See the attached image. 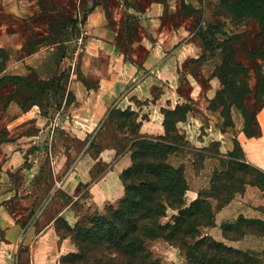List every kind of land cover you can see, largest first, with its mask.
Returning a JSON list of instances; mask_svg holds the SVG:
<instances>
[{
  "label": "crops",
  "instance_id": "crops-1",
  "mask_svg": "<svg viewBox=\"0 0 264 264\" xmlns=\"http://www.w3.org/2000/svg\"><path fill=\"white\" fill-rule=\"evenodd\" d=\"M72 4L79 9L75 15L79 32L65 43L64 64L68 61L75 70L63 74L69 82L61 90L60 107L55 113L52 106L33 104L23 111L11 102L5 109L12 112L4 119L11 129L10 139L15 144L24 139L27 150L34 140L39 148L25 151L26 165L19 161V150L13 149L8 156L0 152V159H10L11 169L8 181L0 171V219L9 220L2 231L7 243L0 241V264H61V258L76 253L77 247L70 236L58 231L57 220L63 219L74 228L87 216L103 213L106 206H116L123 199L121 176L132 166V154L110 121L113 109L134 112L140 136L164 137L163 109L189 108L185 120L176 124L185 144L167 160L171 166L184 169L186 206L210 189L213 176L223 169L221 159L234 150L235 140L247 163L264 172V109L257 115L259 134L254 137L245 135L244 122L236 116L234 128L226 132L220 129L223 119L211 102L222 83L213 73L203 82L202 73L187 72V63L201 58L204 50L189 38L184 27L174 35L166 28V32H157L163 24L160 16L167 13L161 4L145 8H137V3L127 5L125 0H73ZM168 12L171 15V7ZM82 13H86L84 22ZM133 14L140 15L143 21L139 24L147 33L123 37L124 30L137 27L132 23ZM23 42L20 27L0 26V48L9 56L3 76L28 74L33 58L42 52L23 56L22 51L29 47ZM16 108L20 112L13 114ZM51 126L57 134H53L47 151L40 142L50 136ZM24 131L27 134L20 136ZM202 151L205 156L198 164L196 155ZM81 187L85 188L81 191ZM212 204L216 208L217 202ZM23 206L24 213H18ZM32 209L36 216L26 224L19 222ZM177 214L169 210L166 219ZM240 217L264 222L263 189L247 185L242 194L216 210V226L201 232L243 252H264L263 235L245 234L237 240L225 237L222 227ZM149 247L161 264H187L181 250L162 239L150 242Z\"/></svg>",
  "mask_w": 264,
  "mask_h": 264
},
{
  "label": "trees",
  "instance_id": "trees-1",
  "mask_svg": "<svg viewBox=\"0 0 264 264\" xmlns=\"http://www.w3.org/2000/svg\"><path fill=\"white\" fill-rule=\"evenodd\" d=\"M222 4L228 9L224 11L225 14L234 22L251 19L260 22V35L264 37V0H222ZM85 19L86 16L82 22ZM203 47L208 49L205 44ZM230 48L229 45L216 48L222 52V62L213 74L220 79L222 88L211 106L220 111L223 119L220 129L223 132L235 127L233 108L240 111L244 119L243 131L251 138L259 134L257 115L264 106V93L261 90L264 73H254L255 87L252 89L253 75L248 69L245 72L244 63L237 59L242 49L229 54ZM247 55L248 60L254 62L251 51ZM8 58L7 53V62ZM5 69L6 66L1 73ZM188 110L187 106H177L174 110L163 109L164 137L140 136V123H137L134 112L119 109L110 112L111 123L115 128L118 127L116 130L121 134L122 142L132 154V166L121 176L125 196L116 206H106L103 213L87 216L74 228L61 219L69 234L64 236H70L77 247L76 253L61 258V264H161L149 247L150 242L158 239L178 247L187 264H255L252 253L203 236L201 230L214 228L216 210L242 194L247 185L264 190V172L247 163L241 145L235 140L234 150L221 159L223 169L213 176L210 189L200 192L199 197L186 206L188 184L184 169L171 166L167 160L185 144L184 138L177 133L176 124L185 120ZM113 114L130 120V125L117 124V119H111ZM128 127L132 128L131 139L124 132ZM213 149L217 150L216 145H213ZM239 183H242L241 187L237 186ZM212 201L217 202L216 208ZM169 210L177 211L178 214L163 224L162 220L168 216ZM237 221L263 224V221L243 217ZM229 225L232 224L222 227L227 239L243 237L241 234L230 236ZM58 231L61 232L59 228Z\"/></svg>",
  "mask_w": 264,
  "mask_h": 264
},
{
  "label": "rangeland",
  "instance_id": "rangeland-1",
  "mask_svg": "<svg viewBox=\"0 0 264 264\" xmlns=\"http://www.w3.org/2000/svg\"><path fill=\"white\" fill-rule=\"evenodd\" d=\"M72 2L73 0H3V8L0 7V26L11 25L22 29L23 43L26 42L29 46L25 51H22V55H30L42 50L39 55L33 58V62L27 68L28 74L13 76L8 79L5 78L7 76H3L1 73L7 66V52L0 48V152L8 156L13 149L19 150L22 154L19 159L22 165H26L24 157L26 156L27 142L23 139L22 142L15 144V141L10 139L11 129L8 124H5L4 119L8 118L12 112L8 113L5 109L11 102H15L18 108L23 111L33 104L44 105V108L52 106L55 113L60 107L59 96L61 90L69 82V78L65 80L63 74H72L75 70V67L70 65L68 61L64 64L68 47L65 43L73 40L76 33L79 32L76 26L78 20L75 19L79 9L78 6L74 7ZM125 2L127 5L132 6H136L137 3V8H145L147 5L155 3L161 4L167 13L160 16L163 24H161L160 30L157 29V32H166L168 30L174 35L181 27L188 30L190 33L189 38L202 47L204 54L201 58L194 59L189 63L187 72L202 73L201 81L204 82L206 77L213 73L215 68L222 62V52L216 49L217 46L228 47L229 45L231 47L229 54L236 49H242L237 59L244 63L245 72L248 69L250 73H253V84L255 82L254 73H264V37L260 35L262 25L252 19L244 22L232 21L224 12H227L228 9L222 4V0H136V3L132 0H125ZM169 7L172 9L171 15L168 12ZM174 7H176L175 10ZM85 16L86 13H82V18ZM139 17L140 15L133 14L134 20L132 23L137 27L124 30L123 37L127 38V36L147 33L146 29L139 24V22L143 21ZM165 28L166 30H164ZM151 35L154 36V34ZM44 42L47 43L43 46ZM58 43L60 44L57 45ZM204 44L208 49L205 50ZM248 51H251V57L254 62L248 60ZM243 79V76H241V81ZM261 90L264 93V80L261 82ZM48 95H50V98ZM18 108L13 110V114L20 112ZM263 109L264 106H262L260 112ZM233 111L234 114L232 116H236V120L242 119L244 122L241 112L236 108H233ZM44 112L48 114V112ZM111 119H117V124H129L131 122L119 114H113ZM54 128L55 126H51L50 130H48L50 136L48 138L46 136L44 141L40 142L43 143L44 150H49L53 134L54 136L57 134L56 131L54 133ZM131 129V127H128L124 131L129 134V139H131ZM36 130L39 129L37 128ZM26 134L27 132L24 131L20 136ZM29 134L32 135L33 132H29ZM33 141L28 146V152L39 148L37 143L33 144ZM204 156L205 153L203 151L197 153L196 160L198 164L201 163ZM9 165V158L0 159V171L4 173L2 177L5 181H8L11 176ZM4 167H6V170L3 169ZM262 182L264 183V179ZM237 186L241 187L242 183ZM84 188L81 187V191ZM25 209L26 206L21 207L18 209V213H24L22 211ZM5 213H7L6 216L9 215L8 208ZM36 214L37 211L32 209L19 222L23 221L26 224ZM166 218L162 220L163 224L170 222ZM0 223V241L7 243L2 231L5 225L9 223V220L0 219ZM56 224L57 228L61 230V234L69 235L66 230V224L61 219H58ZM229 227L230 236L232 237H236L237 234L244 236L245 233L264 234V222L263 224H258L237 221L229 225ZM252 254V260L255 264H264V252L257 251L252 252Z\"/></svg>",
  "mask_w": 264,
  "mask_h": 264
}]
</instances>
